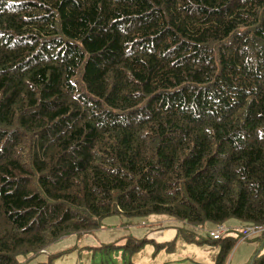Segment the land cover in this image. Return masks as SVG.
Instances as JSON below:
<instances>
[{"label": "trees", "instance_id": "trees-1", "mask_svg": "<svg viewBox=\"0 0 264 264\" xmlns=\"http://www.w3.org/2000/svg\"><path fill=\"white\" fill-rule=\"evenodd\" d=\"M114 215L264 227V0H0V264Z\"/></svg>", "mask_w": 264, "mask_h": 264}, {"label": "rangeland", "instance_id": "rangeland-1", "mask_svg": "<svg viewBox=\"0 0 264 264\" xmlns=\"http://www.w3.org/2000/svg\"><path fill=\"white\" fill-rule=\"evenodd\" d=\"M167 219L165 216L152 215L143 218L110 216L104 218L98 229L89 233L71 234L46 246L33 256L20 257V264H213L219 250L218 243L186 242L180 236L175 239L171 251H155L152 244L132 254L125 255L122 247L127 237L143 238L151 232L149 221ZM169 220V219H168ZM241 226L236 219H229L222 225L228 229L227 235L237 236L235 225ZM214 226L206 223L203 227L194 228L200 238H209ZM115 245L113 248L103 246ZM261 247L256 238L239 240L228 256L227 264H247L254 253ZM264 250V247L263 249ZM250 256V257H249Z\"/></svg>", "mask_w": 264, "mask_h": 264}, {"label": "crops", "instance_id": "crops-1", "mask_svg": "<svg viewBox=\"0 0 264 264\" xmlns=\"http://www.w3.org/2000/svg\"><path fill=\"white\" fill-rule=\"evenodd\" d=\"M151 224V228H156V230L152 229L151 232L147 235V239L152 240L156 243H167L170 242L177 237L176 226L178 225L176 222L168 220V219H153L148 222ZM236 226V224H234ZM213 227L212 229H214ZM244 226H236L234 229L240 230L243 229ZM230 229V228H227ZM231 230V229H230ZM239 234V232H238ZM258 235L249 238L254 239ZM250 257V256H249Z\"/></svg>", "mask_w": 264, "mask_h": 264}, {"label": "built area", "instance_id": "built-area-1", "mask_svg": "<svg viewBox=\"0 0 264 264\" xmlns=\"http://www.w3.org/2000/svg\"><path fill=\"white\" fill-rule=\"evenodd\" d=\"M264 231V227L246 226L242 230L241 240H247L256 235H259ZM228 229L223 225L216 226L212 231H210V237L212 240H219L225 234H227Z\"/></svg>", "mask_w": 264, "mask_h": 264}, {"label": "bare ground", "instance_id": "bare-ground-1", "mask_svg": "<svg viewBox=\"0 0 264 264\" xmlns=\"http://www.w3.org/2000/svg\"><path fill=\"white\" fill-rule=\"evenodd\" d=\"M87 90V89H86Z\"/></svg>", "mask_w": 264, "mask_h": 264}]
</instances>
